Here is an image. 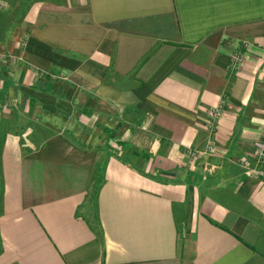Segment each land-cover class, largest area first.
<instances>
[{"label":"crops","instance_id":"obj_1","mask_svg":"<svg viewBox=\"0 0 264 264\" xmlns=\"http://www.w3.org/2000/svg\"><path fill=\"white\" fill-rule=\"evenodd\" d=\"M263 125L264 0H0V264H264Z\"/></svg>","mask_w":264,"mask_h":264},{"label":"built area","instance_id":"obj_2","mask_svg":"<svg viewBox=\"0 0 264 264\" xmlns=\"http://www.w3.org/2000/svg\"><path fill=\"white\" fill-rule=\"evenodd\" d=\"M244 63V57L239 50L231 55V69L234 71L239 70ZM223 114L222 107L219 105L207 112V141L205 151L201 154H207L215 150L216 145L214 136L217 128V123ZM253 156L251 159L239 161V166L245 171L246 175L254 180H264V125L260 136L253 143ZM189 156L198 158L201 156L196 151H189Z\"/></svg>","mask_w":264,"mask_h":264}]
</instances>
